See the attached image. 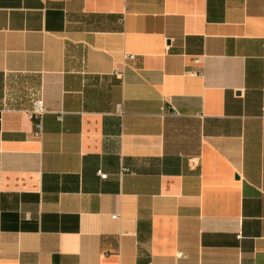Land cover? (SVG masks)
<instances>
[{"label": "crops", "instance_id": "obj_1", "mask_svg": "<svg viewBox=\"0 0 264 264\" xmlns=\"http://www.w3.org/2000/svg\"><path fill=\"white\" fill-rule=\"evenodd\" d=\"M0 264H264V0H0Z\"/></svg>", "mask_w": 264, "mask_h": 264}, {"label": "built area", "instance_id": "obj_2", "mask_svg": "<svg viewBox=\"0 0 264 264\" xmlns=\"http://www.w3.org/2000/svg\"><path fill=\"white\" fill-rule=\"evenodd\" d=\"M131 56L132 55L125 54L124 57L126 58V57H131ZM203 57H204V54L192 56V61L194 63H196V64H198V65L201 66L202 61H203ZM114 73L116 75H118L119 77H122L123 76V71H121V70L115 69L114 70ZM23 111L26 113V115L32 121V125H33V135H35L37 137H40V135L42 134V131H43L42 117H43V114L46 111L42 99L41 98H35V99H33L32 100V103H31V107L28 108V109H23ZM190 162L193 165V163L195 162L194 158H191L190 159ZM98 173H99V175L101 177H104L105 176V174L100 173V171ZM111 216L113 218H116V217H118V214L117 213H113ZM175 255L178 257V256H181L182 253L176 252Z\"/></svg>", "mask_w": 264, "mask_h": 264}]
</instances>
